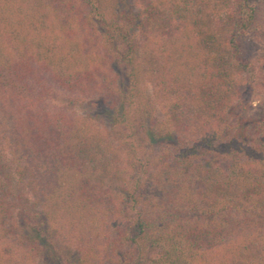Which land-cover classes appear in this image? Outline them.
<instances>
[{
    "label": "trees",
    "instance_id": "16d2710c",
    "mask_svg": "<svg viewBox=\"0 0 264 264\" xmlns=\"http://www.w3.org/2000/svg\"><path fill=\"white\" fill-rule=\"evenodd\" d=\"M260 7L0 0V264H264Z\"/></svg>",
    "mask_w": 264,
    "mask_h": 264
},
{
    "label": "rangeland",
    "instance_id": "374dc122",
    "mask_svg": "<svg viewBox=\"0 0 264 264\" xmlns=\"http://www.w3.org/2000/svg\"><path fill=\"white\" fill-rule=\"evenodd\" d=\"M254 4L261 6V10L264 11V0H254ZM244 42V52L247 54L248 59L252 61L258 68H262L261 75L264 76V36L259 31H253L249 38L243 41ZM60 98L57 101V104L63 105L67 99L68 95L60 94ZM263 98V95L259 94L254 100V106H258L259 100ZM67 102V101H66ZM78 106H75V110L80 114H100V107L91 106V102L88 100L86 102L82 101L77 103Z\"/></svg>",
    "mask_w": 264,
    "mask_h": 264
}]
</instances>
